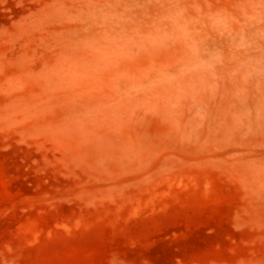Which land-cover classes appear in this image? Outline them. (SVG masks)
Returning <instances> with one entry per match:
<instances>
[{
  "label": "rangeland",
  "instance_id": "374dc122",
  "mask_svg": "<svg viewBox=\"0 0 264 264\" xmlns=\"http://www.w3.org/2000/svg\"><path fill=\"white\" fill-rule=\"evenodd\" d=\"M0 264H264V0H0Z\"/></svg>",
  "mask_w": 264,
  "mask_h": 264
}]
</instances>
